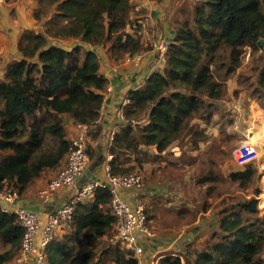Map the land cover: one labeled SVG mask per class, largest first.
I'll return each mask as SVG.
<instances>
[{
    "label": "trees",
    "instance_id": "16d2710c",
    "mask_svg": "<svg viewBox=\"0 0 264 264\" xmlns=\"http://www.w3.org/2000/svg\"><path fill=\"white\" fill-rule=\"evenodd\" d=\"M132 11L131 0H37L32 16L42 29L22 32L17 44L21 57L6 64L0 77V189L12 186L20 194L44 170L64 162L71 143L61 115L86 127L99 120L103 101L99 91L108 81L99 74L95 52L80 44L65 48L53 40L78 39L103 45L114 59L132 57L147 48L137 35V20L142 17L130 18ZM128 26L132 34L126 32ZM173 28L164 66L127 93L122 106L126 123L116 130L109 148L112 175L142 167L149 160L143 147L154 146L161 153L187 136L193 148L205 140L204 128L198 129L191 120L196 116L200 122L209 121L226 93V79L242 64L245 46L250 47L249 56L262 50L257 41L264 40V0H199L180 10ZM221 72L224 79L218 76ZM250 77L251 94L264 108L263 54L252 64ZM259 105L249 112V126L256 120L264 124ZM98 134L99 128L87 131L91 139ZM88 149L87 145L89 160L99 156L96 149ZM128 154L134 155V163L122 166L121 159ZM256 174L249 165L227 178L246 189ZM257 195L255 189L220 212L217 230L201 248L193 249L194 264H264V213L259 215ZM110 198L107 189L99 188L91 201L76 205L67 226L71 232L61 244L54 239L48 244L45 264H105L110 257L113 264H138L132 252L108 244L100 256L93 251L114 223ZM22 234L16 216L0 209V264L13 260ZM81 242L90 249L82 250ZM184 257L189 259L188 252ZM156 264L182 262L178 256H165Z\"/></svg>",
    "mask_w": 264,
    "mask_h": 264
},
{
    "label": "crops",
    "instance_id": "0c3cea01",
    "mask_svg": "<svg viewBox=\"0 0 264 264\" xmlns=\"http://www.w3.org/2000/svg\"><path fill=\"white\" fill-rule=\"evenodd\" d=\"M196 1L199 0H162L160 2L155 0H131L133 11L130 13V18L138 19L142 17L137 20L138 24H140L138 25L137 35L139 36L143 46L147 47L134 54L131 60L128 59L127 55H124L119 59H114L107 53V48L103 45L92 46L90 44L83 43L78 39L53 40V42H71L69 47L73 44H80L85 49L95 52L99 61V74H101L108 81L107 85L99 91L103 95L99 120L96 123L89 125L86 128V133L83 135L88 146H90V149H96L97 153L103 156L101 164L90 173V178L101 181L107 180L106 167H109V161L112 158L109 153L111 141L116 130L121 126H124L126 123L122 116V106L127 102V93L130 90L140 87L149 74L156 70H160L164 66L162 58H156V44L160 41L170 42L173 39V25L174 22L179 19L180 10L186 8L187 6H191ZM36 6L37 0H0V77L3 76L4 66L6 64L21 57L17 50V44L22 32L28 29L32 30L35 26L36 29L39 26L38 31L42 29L40 23H38L32 16V12ZM126 32L132 34V27L128 26L126 28ZM136 57L139 58L138 61L135 60ZM156 60L158 61L156 62ZM230 64L232 65V63ZM113 68H116V70L113 71ZM235 70L238 69L235 68ZM236 89L237 84H235V86L233 84L230 86L228 90V99L231 97V100L225 99L224 102L226 103L227 101V104L230 105V110H232V112L236 115L238 114L239 117L241 112L244 110L246 112V109L248 113V110L252 106V100H254V103H258L252 96L249 88L247 94L250 95V98L247 97L246 91H244L242 87L241 91L243 97H241L242 94L240 93V95H236ZM242 98L245 100L244 102L242 101ZM219 105L220 104L218 102L215 104V106ZM259 108L264 110V108L260 105ZM61 118L64 123L66 138L68 140L76 138L82 133L78 124H76L70 116L65 114L61 115ZM211 119H213V117H211ZM193 120L198 121V119ZM249 121V119L248 121L244 119V123L242 124V131L244 135V130L249 126ZM192 123L194 122L192 121ZM254 125L255 127L249 126V129L255 130L257 127L264 128V124L259 120L254 121ZM96 128H99V134L97 137L95 139L89 138L87 131H94ZM189 137L190 136H187L185 140L188 141ZM257 138L263 142L262 150L264 154V136H257ZM178 142L179 141L173 142L161 153H157L154 146L141 148L144 154L152 156L153 160L150 162V159L147 156V159L149 160L144 162L142 167L139 168L135 166L133 168V171H137L142 175L141 186L137 190L120 191V195L129 205L141 202L143 203L144 208L150 212L149 195L151 192H158V194L161 192V194H159L160 196L165 194L166 190L176 189L178 185H180L178 182L179 180H177L176 177L171 176L172 172H170L171 166H174L175 170L185 167L181 157L183 156L181 154L182 151ZM206 143L210 142L206 141ZM233 150H235V148ZM170 152H173L174 158H165L166 154ZM262 158L263 159L259 160V170L257 172V182L255 186V189L258 191L256 199L258 201L259 215L264 213V155ZM133 160L134 155L128 154L122 157L120 163L122 166H129L131 164L133 165ZM151 166L154 167V169L157 168L158 172L159 170H164L165 179H163V181H166L157 182L155 184V170H151ZM55 171L56 168L44 170L42 174L27 187L26 190L19 194V198L15 201V205L38 212L41 221H43L46 215L45 213L49 210L48 207L42 204V202H40L37 198V191L46 185V183L54 176ZM166 171H168V173H166ZM234 171L235 170L230 167L224 175V178H226L224 181L226 182L223 181L226 188L231 190L217 193L215 199H213L214 203H212V205H215V203L220 201L222 205L224 204L226 206L212 208L210 205L208 207L207 205L210 200H212L210 199L206 204L205 209H202L201 207V209L192 210L190 209L192 202L190 204L189 199L178 193V196L182 199L177 200L172 204L169 203V208L173 205L174 209L173 218L170 222L164 224L158 215L156 218L152 219H157V221L159 220L161 227L156 228L155 232L153 231V237L142 240L141 244H144L143 254L134 256L137 259L138 264H156L158 259L165 256H178L180 257L182 264H194L192 261L194 259L192 253L193 249L201 248L202 244L208 239V237L213 234L215 230H217L218 221L221 215L220 212L225 208H228V205L233 201L231 198L239 194H242V196L246 198L253 195V193L250 194L246 191H242V189L238 187L237 183H232L228 180L227 175ZM152 174L154 175L152 176ZM218 186H215L217 187L216 189H218ZM212 193L213 192L210 194ZM67 194V191L59 192L57 195V199L60 200L59 202H61ZM173 196L175 195L173 194ZM185 200L188 201L185 202ZM162 205L165 206L166 204ZM177 206L179 208H176ZM148 217L151 222V216L149 215ZM70 232L71 229L69 227H63L57 231L54 240L61 244L65 236H67ZM105 238L106 237L103 236L101 240H105ZM194 239H197V244L199 245H193V242L196 241ZM80 247L84 251L90 249L83 242L80 243ZM97 247L98 246H96L93 251L95 252V255L100 256L102 250L96 252ZM185 252H188V260L184 257ZM110 260L111 257L105 264H113ZM7 264H13V260L9 261Z\"/></svg>",
    "mask_w": 264,
    "mask_h": 264
},
{
    "label": "built area",
    "instance_id": "2783aa9c",
    "mask_svg": "<svg viewBox=\"0 0 264 264\" xmlns=\"http://www.w3.org/2000/svg\"><path fill=\"white\" fill-rule=\"evenodd\" d=\"M166 50V42L160 41L156 44V53L161 58ZM131 58L133 57L128 56L129 60ZM135 60L138 61L139 58L136 57ZM115 70L116 68H113V71ZM78 126L82 133L70 140L71 146L64 162L56 168L54 176L46 185L37 191V198L47 207L52 202L59 203L45 213L43 221L38 212L15 205L19 194L14 187L4 185L0 189L1 211L14 214L23 231L13 264H45V249L57 231L69 226L76 205L91 201L99 188L107 189L111 196L108 210L114 217V223L105 236L109 246L128 250L138 256L144 251L142 240L154 236L143 203L129 205L120 195L121 190L134 191L141 186L142 175L139 172L112 175L109 167H106V181L93 178L80 181L90 164L87 141L83 136L87 127L79 124ZM233 158L242 168L254 162L259 163L256 146L247 141L235 147ZM61 191H67L68 194L59 202L57 195Z\"/></svg>",
    "mask_w": 264,
    "mask_h": 264
},
{
    "label": "rangeland",
    "instance_id": "374dc122",
    "mask_svg": "<svg viewBox=\"0 0 264 264\" xmlns=\"http://www.w3.org/2000/svg\"><path fill=\"white\" fill-rule=\"evenodd\" d=\"M40 25L42 26L41 23ZM38 28L39 26L37 27V29L35 26L33 29L35 31H38ZM56 43L66 48L69 47L71 44V42H56ZM249 51H250V47L245 46L243 51L240 53L241 61H242L241 66L237 67L238 70L234 69L233 74L229 75V77L226 79V84H227L226 93L221 97V99L217 101L220 105L213 107L212 109L213 116H211L213 117V119H211L210 117V120L207 123H204V122H200L199 120L198 121L193 120V119H197V117L194 116L193 119L191 120V123L193 121L194 122L193 124H198V129L204 128V133L206 134L205 140L198 141L197 146L194 148L190 144V141L192 140L190 137L188 141L185 140L184 138L180 142H178L182 151L181 154L183 156L181 157L183 160V164H185V167H181V169L175 170L174 166H171L170 172H172L171 176H174L176 177L177 180H179L178 182L180 185H178L176 189L166 190L165 194H162L160 196L159 194H161V192L159 194L158 192H151V194L149 195L150 212H148V210L145 208L147 215L151 216V220L156 218L158 215L160 220L164 224L170 222V220L173 218L172 216L174 214V209H173V205L172 207L169 208V203L172 204L173 202L182 199L181 197L178 196L179 195L178 193L189 199L190 204L192 202V206L190 205V209L192 210L201 209V207L204 204H207L210 199L212 200H210L209 204L207 205L208 207L210 205L212 206V208L226 206L224 204L222 205L220 201L215 203V205H212V203H214L213 199H215L217 193H221L226 190L229 191L231 190V189H227L226 186L224 185L225 183H223V181L226 180V178H224V175L227 173L228 169L230 167H232L233 170L235 171H239L243 169L242 167L237 165L236 161L233 158V152H234L233 149L237 147L241 142L247 141L253 143L258 150V156H259L258 159L259 160L263 159L262 158L264 155L262 150L263 142L259 138H257V136H264V128L257 127L255 128V130L254 129L250 130L248 126L244 130L245 135L243 134L242 131L243 129L242 124L244 123V119L248 121L249 112L258 104L254 103V100H252L251 101L252 106L248 110V113L246 109V112L244 110L243 112H241L240 116L238 117V114L236 115L234 112H232V110H230L229 108L230 105L227 104L228 102L227 101L226 103L224 102L225 99L231 100V97L228 99L229 97L228 90L232 84L234 86L235 84H237V89L235 90L237 91L236 95L242 94L241 91V87H242L244 91H246L247 97L250 98V95L247 94L249 89L251 90L250 68L252 64L260 58V55L262 54L264 55V52L263 50H261L255 55L249 56ZM156 58L161 59L159 55H156ZM157 61L158 60H156V62ZM230 63L232 62L230 55H228L227 68L232 67ZM218 76L224 79V74H222V72L219 73ZM241 97H243V94ZM242 101L244 102L245 100L242 98ZM250 122L251 120L248 123ZM251 126L255 127L254 122L251 123ZM206 141H209L210 143H206ZM173 155H174L173 152L167 153L165 158L166 157L174 158ZM148 157L151 162L153 160L152 156L149 155ZM92 161L89 160V164ZM250 165L254 166L258 172L259 163L257 164L256 162H254ZM150 169L155 170L154 173L155 175L152 174V176L154 175L155 184L157 182L166 181V180L163 181V179H165V175L163 172L164 170H159L158 172V169L157 168L154 169V167L152 166L150 167ZM166 173H168V171H166ZM207 176L218 177L219 180L208 181L209 178L206 179ZM202 180H205V182H202ZM256 182H257V174L253 184L247 186L246 189H242V191H246L247 193L250 194L253 193L255 190ZM215 186H218V189H216L217 187ZM211 192L213 193L210 194ZM173 194L175 196H173ZM242 197L244 196H242V194H239L231 199L234 201V200H239ZM187 201L188 200H185V202ZM162 204H166V205L164 206ZM176 208L179 207L177 206ZM255 221L258 222L259 220L256 219ZM149 225L153 227L152 229V227L150 226L152 231L154 232L156 228L161 227L160 221L159 220L157 221V219L152 220L151 222L149 221ZM194 240L196 241L193 242V245H199L197 244V239ZM72 241L74 242L75 240ZM106 246H107V242L105 240H101V242H99V246L96 248V252L104 249Z\"/></svg>",
    "mask_w": 264,
    "mask_h": 264
},
{
    "label": "water",
    "instance_id": "95a60500",
    "mask_svg": "<svg viewBox=\"0 0 264 264\" xmlns=\"http://www.w3.org/2000/svg\"><path fill=\"white\" fill-rule=\"evenodd\" d=\"M257 43L259 44V46L262 48V50H263V52H264V40H258ZM102 160H103V156H102V155H99L96 159H94V160L90 163V165H89L87 171L85 172L83 178H82L80 181H82L83 179L90 178V173H91L92 171H94V170H95V169L101 164ZM57 204H59V203H57V202H52V203L48 206V210L53 209V207H54L55 205H57Z\"/></svg>",
    "mask_w": 264,
    "mask_h": 264
}]
</instances>
